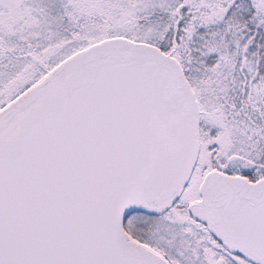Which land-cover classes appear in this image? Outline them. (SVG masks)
<instances>
[{
	"label": "snow or ice",
	"instance_id": "6c2138e0",
	"mask_svg": "<svg viewBox=\"0 0 264 264\" xmlns=\"http://www.w3.org/2000/svg\"><path fill=\"white\" fill-rule=\"evenodd\" d=\"M0 264H264V0H0Z\"/></svg>",
	"mask_w": 264,
	"mask_h": 264
}]
</instances>
